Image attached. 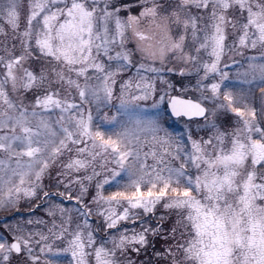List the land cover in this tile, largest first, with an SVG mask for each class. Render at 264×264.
Here are the masks:
<instances>
[{"label": "snow or ice", "instance_id": "snow-or-ice-1", "mask_svg": "<svg viewBox=\"0 0 264 264\" xmlns=\"http://www.w3.org/2000/svg\"><path fill=\"white\" fill-rule=\"evenodd\" d=\"M135 4L0 0V264H264V0Z\"/></svg>", "mask_w": 264, "mask_h": 264}, {"label": "rangeland", "instance_id": "rangeland-1", "mask_svg": "<svg viewBox=\"0 0 264 264\" xmlns=\"http://www.w3.org/2000/svg\"><path fill=\"white\" fill-rule=\"evenodd\" d=\"M124 3H130V4H133V7L132 9H130L131 11V14L132 15H137L138 14V11H139V8L138 6L135 4V0H123ZM121 15H127V12H122ZM231 41V38L229 40V42ZM134 46V41L133 42H130L129 44V47H133ZM257 53L252 51V50H248V51H245V56H249V55H256ZM232 59H235V60H241L242 58L240 56H236V55H233L232 56ZM231 62V61H229ZM228 71H230V74L234 73L235 72V68H230V69H226ZM168 79L170 80V82H172L176 88L178 89L177 92H173L172 94L173 95H179L180 97H184V98H195V96L198 95V93H195L192 89L194 87V84H195V80L194 79H185V78H182L180 77L179 75H169L168 76ZM185 85L189 88V91L187 93H185L182 89H181V85ZM32 101V97L30 94H26V102H31ZM259 101L257 100V103ZM150 103V102H149ZM165 119L167 120V124L165 125L166 127L169 128L170 131H173L174 133H180V132H183L184 128H185V120L184 119H178V120H174L172 119L168 113L165 114ZM195 127V126H194ZM151 162V161H149ZM115 190V189H113ZM61 191H63V189H61ZM107 194V193H106ZM56 203H62L63 206L65 207H68V208H72L74 207L75 205V201H67V200H61L60 198H57ZM23 203V202H22ZM27 211H29L28 207L25 205L24 207L21 208L20 210V213L19 214H24L26 213ZM38 213H35V218H41V219H44V220H47V221H51V218L47 216L46 212L44 211L43 208L41 209H38ZM28 213V212H27ZM163 214V210L160 209L158 212H157V217L156 219H153L151 221V223L155 224L156 223V220L158 219L159 215ZM12 214H5V213H0V224H2L4 222V218L5 216H8V217H11ZM25 218L24 217H15V220H12V219H9L8 222L10 223H15L16 220H19L21 222H23ZM93 220H96V217L93 216L92 217ZM167 224L168 226L171 225V219H169L167 221ZM50 226V224H49ZM126 226L129 228V229H132L133 227H136L137 230H138V224L137 225H133L131 222H128L126 224ZM29 230H42V231H46V228L44 225H28L27 226ZM168 243H171V241H169ZM154 244H155V248L158 249V250H163L167 244L166 242L161 239L160 237L158 239H156L154 241ZM150 249V248H149ZM60 260L63 261V264H69V261L71 259L70 255H64V256H61L59 257Z\"/></svg>", "mask_w": 264, "mask_h": 264}, {"label": "flooded vegetation", "instance_id": "flooded-vegetation-1", "mask_svg": "<svg viewBox=\"0 0 264 264\" xmlns=\"http://www.w3.org/2000/svg\"><path fill=\"white\" fill-rule=\"evenodd\" d=\"M231 42V41H230ZM159 237H156L155 239H154V241L156 240V239H158ZM153 241V242H154ZM151 253H152V249L150 248L149 250H148V256L150 257L151 256ZM134 259H136V257H133ZM146 258H148V257H145V256H141V257H139V259H141V260H143V259H146Z\"/></svg>", "mask_w": 264, "mask_h": 264}, {"label": "trees", "instance_id": "trees-1", "mask_svg": "<svg viewBox=\"0 0 264 264\" xmlns=\"http://www.w3.org/2000/svg\"><path fill=\"white\" fill-rule=\"evenodd\" d=\"M28 212V213H27ZM26 213H24V214H17L16 215V217H18V218H22V217H24V218H26V217H28L29 215H30V213H29V211H27ZM39 211L37 210L35 213H38Z\"/></svg>", "mask_w": 264, "mask_h": 264}, {"label": "water", "instance_id": "water-1", "mask_svg": "<svg viewBox=\"0 0 264 264\" xmlns=\"http://www.w3.org/2000/svg\"><path fill=\"white\" fill-rule=\"evenodd\" d=\"M169 113H170V109H169ZM173 118H178V117H174V116H172ZM186 120L188 119L187 117H184ZM192 119H197V118H195V117H193Z\"/></svg>", "mask_w": 264, "mask_h": 264}]
</instances>
